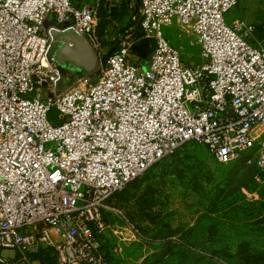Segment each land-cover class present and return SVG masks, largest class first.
<instances>
[{"label": "built area", "instance_id": "1", "mask_svg": "<svg viewBox=\"0 0 264 264\" xmlns=\"http://www.w3.org/2000/svg\"><path fill=\"white\" fill-rule=\"evenodd\" d=\"M239 1L139 0L141 36L103 59L94 5L0 0V264H108L106 233L140 237L108 199L184 142L221 164L251 151L245 162L264 168V19L227 23ZM173 23L193 36L197 66L162 34ZM51 30L84 40L94 78L59 87L69 77L48 55ZM139 39L151 40L146 64ZM48 251L53 263L35 257Z\"/></svg>", "mask_w": 264, "mask_h": 264}, {"label": "rangeland", "instance_id": "2", "mask_svg": "<svg viewBox=\"0 0 264 264\" xmlns=\"http://www.w3.org/2000/svg\"><path fill=\"white\" fill-rule=\"evenodd\" d=\"M118 2L72 0L75 5L90 3L95 9L102 3ZM131 3L130 25L139 34V2L132 0ZM263 5L264 0H240L225 13V21L229 23L234 18H242L260 24L264 19ZM126 19L123 23H108V27H115L112 40L122 42L131 36L132 31L125 26ZM94 22L97 23L95 17ZM161 31L178 48L184 65H198L199 47L191 34L174 23ZM150 42V39H142L132 48L133 53L142 56V64L147 63ZM86 74L91 78L95 76L93 70ZM83 75L85 73L80 72L73 76L64 74L69 81L59 83V87ZM49 97V91L44 87L40 98L46 101ZM56 114V109L50 108L48 119L52 123L57 122ZM251 155V151H247L243 158L221 164L203 145L187 143L174 156L152 165L115 195L116 204L138 227L140 237L133 241H119L111 232L106 233L110 263L141 264L144 259H150L153 253L159 252L162 257L155 264H179L185 247L206 256H212L209 249H224L232 254L239 249H264V168L255 163L247 164L245 160ZM113 219L119 222L117 216L113 215ZM198 224L205 228V250L186 243L192 228Z\"/></svg>", "mask_w": 264, "mask_h": 264}, {"label": "trees", "instance_id": "3", "mask_svg": "<svg viewBox=\"0 0 264 264\" xmlns=\"http://www.w3.org/2000/svg\"><path fill=\"white\" fill-rule=\"evenodd\" d=\"M131 1L132 0H119L118 3H114V4L102 3L95 10V18L97 20V23L95 22L93 23L92 33L99 45L100 50L102 51V54H104V59L107 58L111 53L116 51L120 46L119 41L111 39L112 34L115 33L114 32L115 27L114 26L108 27V23H112L113 21L123 23L124 22L123 19L127 18L125 21L126 22L125 26L127 27V29H130L132 31L131 38H138L139 36H141L140 29H139V34H137L134 32L135 31L134 26L130 25L131 24V21H130L131 20L130 18ZM136 2H139V0H136ZM137 20H138L137 24L139 27V17ZM110 28H112L111 31L109 30ZM187 143H194V142H191V141L184 142L171 155L163 157L159 159L158 161L162 159H168L174 156L177 150L182 145L187 144ZM132 181H130L129 183H131ZM122 190H119L113 193L107 202L113 206L118 207L114 198H115V195L120 193ZM103 213H104V216L108 218L110 221H114L113 215L110 212L104 211ZM103 237L104 239H101L103 249H104L108 264H111L109 261L110 248L107 247V243H106L107 237L106 235H104ZM205 242H206L205 228L201 224H198V226H196L195 228H192L191 234L186 239V243L187 245L193 248L205 250L207 248ZM183 251H184V254L180 255L179 264H264V249H261L258 251L250 250V248L247 250L239 249V251H236L234 254L224 249H209L212 256L217 257L218 260L214 259L212 256H206V255L200 254L196 252L195 250H192L188 247H185ZM50 253L51 251L50 252L48 251L45 254L39 252L35 257L39 258L42 262L53 263L54 257L51 256ZM161 257H162V253H159V252L153 253L150 256V259L152 258L151 261L150 259L146 258L142 261L141 264H155L161 259Z\"/></svg>", "mask_w": 264, "mask_h": 264}, {"label": "water", "instance_id": "4", "mask_svg": "<svg viewBox=\"0 0 264 264\" xmlns=\"http://www.w3.org/2000/svg\"><path fill=\"white\" fill-rule=\"evenodd\" d=\"M52 42L48 55L64 68L87 73L95 66V57L90 47L77 34L68 32L50 31Z\"/></svg>", "mask_w": 264, "mask_h": 264}, {"label": "flooded vegetation", "instance_id": "5", "mask_svg": "<svg viewBox=\"0 0 264 264\" xmlns=\"http://www.w3.org/2000/svg\"><path fill=\"white\" fill-rule=\"evenodd\" d=\"M60 66H61V65H60ZM61 68H62V71H63L64 74H68V75H70V76L75 75L76 72H77V71L71 70V69H69V68H64V67H62V66H61Z\"/></svg>", "mask_w": 264, "mask_h": 264}, {"label": "crops", "instance_id": "6", "mask_svg": "<svg viewBox=\"0 0 264 264\" xmlns=\"http://www.w3.org/2000/svg\"><path fill=\"white\" fill-rule=\"evenodd\" d=\"M52 24V20L51 17H48L47 19H45L44 21V27L45 28H49V26ZM142 39H139L136 43H138L139 41H141Z\"/></svg>", "mask_w": 264, "mask_h": 264}]
</instances>
